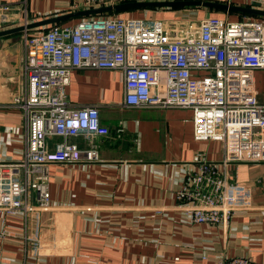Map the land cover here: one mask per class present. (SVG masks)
<instances>
[{
	"label": "crops",
	"instance_id": "1",
	"mask_svg": "<svg viewBox=\"0 0 264 264\" xmlns=\"http://www.w3.org/2000/svg\"><path fill=\"white\" fill-rule=\"evenodd\" d=\"M75 1L0 0V30L22 25L25 14L33 22L69 13ZM129 1L157 0L107 5ZM203 1L264 9V0ZM203 7H136L107 14L192 21L194 8ZM212 9L222 15L204 17L264 18ZM22 33L0 41V163L17 161L25 152L27 120L16 103L27 91L25 47L17 41ZM254 85L264 103V69L255 70ZM66 92L74 104H99L110 133L56 139L77 143L81 160L50 164V209L0 212V264H213L218 257L238 256L264 264V162L228 164V178L239 186L229 221H191L179 191L192 183L203 162L219 173L223 169L222 144L194 139L192 110L119 106L125 94L122 71L75 69ZM91 149L99 159H87L85 150Z\"/></svg>",
	"mask_w": 264,
	"mask_h": 264
},
{
	"label": "built area",
	"instance_id": "2",
	"mask_svg": "<svg viewBox=\"0 0 264 264\" xmlns=\"http://www.w3.org/2000/svg\"><path fill=\"white\" fill-rule=\"evenodd\" d=\"M108 2L76 0L71 10ZM188 21L106 13L43 26L36 36L25 31L27 91L16 100L27 120L25 152L17 161L0 163V212L26 215L52 207L50 164L75 163L83 153L77 143L57 138L110 133L99 104H74L66 92L75 69H107L124 74L119 106L191 109L194 139L222 144V173L203 162L178 197L191 221L233 217L239 186L229 180L228 164L264 162V103L254 85L255 70L264 69V19ZM85 152L88 160L99 159L96 150ZM213 264L259 263L238 256L218 257Z\"/></svg>",
	"mask_w": 264,
	"mask_h": 264
},
{
	"label": "water",
	"instance_id": "3",
	"mask_svg": "<svg viewBox=\"0 0 264 264\" xmlns=\"http://www.w3.org/2000/svg\"><path fill=\"white\" fill-rule=\"evenodd\" d=\"M253 5L258 6V3H253ZM201 6L218 8L227 11H237L244 14H254V15L264 16V9H258L257 7H244V6L234 5L225 2H217V1H203V0L129 1L115 5H103L99 7L70 11L69 13L39 19L33 22H29L27 24H22L17 27L2 29L0 30V41H2L6 35H9L11 33L41 28L43 26L59 23L71 18H79V17L81 18L90 15L106 14L112 10H124V9L136 8V7H167L168 8V7H201Z\"/></svg>",
	"mask_w": 264,
	"mask_h": 264
},
{
	"label": "rangeland",
	"instance_id": "4",
	"mask_svg": "<svg viewBox=\"0 0 264 264\" xmlns=\"http://www.w3.org/2000/svg\"><path fill=\"white\" fill-rule=\"evenodd\" d=\"M193 9V8H192ZM194 13H196L197 18L196 19H192L189 20L188 22H197L198 20L202 19L204 17V15H222L220 14L221 12L217 11V10H213L212 8H208V7H203V8H194ZM218 13V14H216ZM190 23H188L189 25ZM41 29H38L37 31H31L30 34L32 35H38L40 33ZM25 40H26V36L24 33L22 34H18L17 36V41L23 46V49L25 47Z\"/></svg>",
	"mask_w": 264,
	"mask_h": 264
},
{
	"label": "trees",
	"instance_id": "5",
	"mask_svg": "<svg viewBox=\"0 0 264 264\" xmlns=\"http://www.w3.org/2000/svg\"><path fill=\"white\" fill-rule=\"evenodd\" d=\"M211 8V7H210ZM217 9V8H216ZM264 19V18H263Z\"/></svg>",
	"mask_w": 264,
	"mask_h": 264
}]
</instances>
